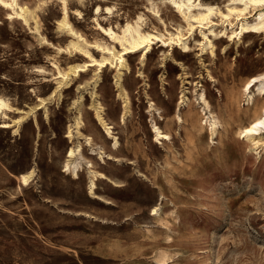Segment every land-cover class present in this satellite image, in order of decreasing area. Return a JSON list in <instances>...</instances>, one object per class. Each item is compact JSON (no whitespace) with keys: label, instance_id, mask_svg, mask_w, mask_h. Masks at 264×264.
<instances>
[{"label":"rangeland","instance_id":"374dc122","mask_svg":"<svg viewBox=\"0 0 264 264\" xmlns=\"http://www.w3.org/2000/svg\"><path fill=\"white\" fill-rule=\"evenodd\" d=\"M19 2L31 11L29 24L0 5V95L18 109L5 120L28 112L20 126L2 127L0 117V264H264V146L240 135L264 106L243 94L264 73V31L230 40V26L214 16L212 53L202 49L209 29L191 30L169 0H68L72 24L90 41L110 44L101 28L138 15L144 27L183 38L173 50L154 44L144 60V51L129 54V69L81 72L52 97L54 60L65 68L81 62L79 53L58 52L69 41L58 25L63 2ZM203 90L221 124L213 140L197 100ZM154 125L169 138L157 140ZM78 143L106 176L95 181L100 198L90 194L82 159L77 177L64 171ZM30 171L24 186L18 177Z\"/></svg>","mask_w":264,"mask_h":264},{"label":"bare ground","instance_id":"6f19581e","mask_svg":"<svg viewBox=\"0 0 264 264\" xmlns=\"http://www.w3.org/2000/svg\"><path fill=\"white\" fill-rule=\"evenodd\" d=\"M180 12L183 18L187 21L191 30L196 27L209 29L210 33L202 32L203 39L205 42L202 43L204 49L207 45L211 52L213 53L214 41L212 36L219 35L212 29L214 16H220L222 20V25L230 26L229 30L226 27L224 35L228 36L230 40H242L244 36H250L264 31V2L262 0H229V4L226 6L225 10H222L219 6L206 2V0H169ZM63 2V16L59 19L58 25L61 31L69 35V41L66 47H58V52H66L72 54L73 52L79 53L81 55V62H74L68 64L65 68L58 60H54L53 65L57 70V87L51 93L52 97H56L63 86L69 84L74 80L73 77H79L81 72L84 71H95L97 73L104 71L108 65L112 67H119V70L129 69L128 59L126 56L129 54L136 53L138 51H144L142 59L144 60L148 53L153 49L154 44L162 43L164 46L172 47L174 44L182 43V33L178 30V33H169V37L166 34L156 31L154 29L146 28L145 19L143 16L138 15L136 18L127 19L125 24L114 28L111 24L108 27H102V32L105 37L111 39V43L108 44L104 39L90 41L81 31H79L71 22L69 18V8L68 0H62ZM0 5L11 9L13 12L8 13L9 16L17 15L21 17L26 24H29L30 19H32L31 11L23 4H20L19 0H0ZM103 9L101 5L97 6V12ZM106 12L113 14V7L106 6ZM81 15V12H77ZM255 13V14H254ZM252 16L253 18L249 17ZM98 21V20H97ZM198 25V26H196ZM208 25V26H206ZM189 28V27H188ZM67 41V39H64ZM120 45L121 50L117 51L116 47ZM183 48L186 50L189 46L183 43ZM94 50L100 52V58L94 54ZM94 67V69H91ZM41 72H46L44 69H40ZM257 87L254 91L253 88ZM243 94L245 100L248 104H252L254 97L256 95L264 99V73L253 76L247 80L243 86ZM198 103L202 107V112L205 117L203 125H208L211 139L218 134L219 127L221 126L219 120L211 112L210 103L207 94L204 90L198 94ZM38 101L41 105H45L46 100L42 97H38ZM180 103H183L181 101ZM152 107V104H151ZM97 107V117L99 122L104 126L105 131L112 135L111 123H107V120L102 116L101 111ZM127 105L125 106V109ZM18 111L14 108L12 103L5 96L0 95V117L4 119L2 127H11V124L20 126L23 120L28 115V112L21 111V115L10 123L5 119H11L8 114L9 112ZM126 114V113H125ZM124 114V116H125ZM123 116V117H124ZM179 120L181 119L180 114L177 116ZM83 123L81 116H78L75 121V126L77 131H79V126ZM213 125H215L213 127ZM154 130L156 132V139H167L170 135L164 133L160 127L154 125ZM264 132V106L262 107L261 113L252 121L250 124L245 126L240 135L242 138H246L251 141L256 148L264 146L262 141V133ZM68 137L72 138V130L69 128ZM93 139L91 137H86V142L91 145ZM118 141L115 138L114 146H117ZM82 145L78 143L76 146L68 150V158L64 163V171L72 172L75 177L78 176L79 170L81 169V162L84 161L88 174L90 177V194L93 197H98L94 189L96 188V179L99 177L106 178L103 173H100L93 169V164L90 160H87L81 156ZM80 155V157H76ZM79 159H82L80 161ZM34 175V171L21 174L18 178L21 184L28 186L31 184V179ZM100 198V197H98ZM159 212V208L153 209V215Z\"/></svg>","mask_w":264,"mask_h":264},{"label":"snow or ice","instance_id":"6c2138e0","mask_svg":"<svg viewBox=\"0 0 264 264\" xmlns=\"http://www.w3.org/2000/svg\"><path fill=\"white\" fill-rule=\"evenodd\" d=\"M262 2H264V0H262ZM215 125H213V127H214Z\"/></svg>","mask_w":264,"mask_h":264}]
</instances>
